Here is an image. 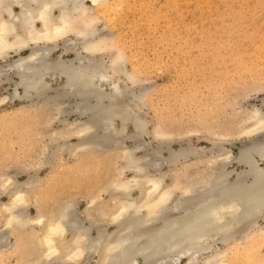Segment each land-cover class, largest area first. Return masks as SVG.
<instances>
[{
	"label": "bare ground",
	"instance_id": "1",
	"mask_svg": "<svg viewBox=\"0 0 264 264\" xmlns=\"http://www.w3.org/2000/svg\"><path fill=\"white\" fill-rule=\"evenodd\" d=\"M116 5L109 0H0V60L10 53L17 55L4 64L6 69L0 66V75L12 71L17 76L10 97L27 101L28 107L16 108L14 114L34 124L28 133L17 134L18 147L15 155L11 154L14 158L20 155L17 162L23 166L17 171L25 172L27 179L14 181L11 174L0 171V194H7V199L0 201V262L18 252L24 255L18 264H89L94 254L98 256L95 264H136L138 258L142 264H175L180 255L186 257L187 264H199L192 256L209 249L214 236L222 242L230 239L239 223H252L264 210V166L258 163L264 161V113L260 107L254 106L245 114L241 111L215 125L211 132L214 138L209 141L216 151L209 149L208 155L195 148L168 152L165 159L173 165L187 161L189 154H198L195 161L189 162L201 164L197 174L174 168L166 182L165 172L155 173L159 147L152 150V155L146 150L150 156L146 152L134 156L140 148L139 135L147 132L146 121L135 109L126 107V100L132 99V107L138 108L145 91L127 94L128 87L116 82L121 75L134 79L123 65L120 49L107 66L94 57L114 46L106 35L98 34L94 14L100 9L103 13L110 11ZM22 50L27 53L21 54ZM60 80L62 83L56 87L49 83ZM103 83H112L111 90L102 89ZM261 101L264 104V99ZM71 114L83 119L68 120L66 116ZM117 119L120 128H116ZM54 121L58 127L44 133L34 127ZM127 121L135 129L127 135L137 141L135 148L115 142V147L109 148V143L117 139L111 134L124 132ZM151 133L159 145L184 134L165 131L160 122L154 124ZM242 136L249 142L238 148L232 159L221 141ZM46 138L58 143L50 148ZM72 138L77 140L70 142ZM79 151L84 155L70 167L78 172L71 182L73 186H83L85 181L90 187L83 222L74 216L71 201L47 196L40 185L43 180L36 176L50 160L49 167L56 170L60 165L57 157L64 152L78 156ZM232 160L245 169H227ZM72 171L68 170L64 178L72 180ZM127 171L131 172L127 175ZM231 172L233 177H229ZM90 175L94 181L88 178ZM101 177H106L104 182ZM101 191L107 196L94 206ZM132 191L137 195L133 196ZM30 207L34 209L32 214ZM110 225L113 229L107 231ZM93 228L95 235L91 234ZM8 231L14 233L15 240L3 244ZM261 236L264 241V234ZM250 245L243 250L228 245L201 264H227L229 260L231 264H264L259 250Z\"/></svg>",
	"mask_w": 264,
	"mask_h": 264
},
{
	"label": "rangeland",
	"instance_id": "2",
	"mask_svg": "<svg viewBox=\"0 0 264 264\" xmlns=\"http://www.w3.org/2000/svg\"><path fill=\"white\" fill-rule=\"evenodd\" d=\"M109 1L118 5L104 13L100 9L94 16L98 34L106 35L114 46H110V49L103 53H96L94 57L102 59L103 64L107 66L110 57L115 55L116 49L122 51L123 65L126 71L132 77L134 76V79L127 80L121 75L122 77H119L122 79L116 82H119L120 85L124 83L128 87L126 93L131 92V95L142 89L145 91L144 97L138 105L139 109L132 107L133 103L131 104L132 99L130 100V98V102L126 100L128 103H126V107L130 110L135 109L139 117L145 119L148 133L142 132V135H139L138 143L133 141L129 136L134 133L135 129L130 123L131 121H127L124 132L111 134L112 138L116 139L117 137V142L112 141L108 147H115L113 143L115 142V145L118 146L126 145L128 148H135L137 143L140 148L135 150L134 156L147 153V151L151 154L152 150L159 147V155H156L158 158H156V162L159 160L156 164L158 171L155 173L165 172L163 181L166 182L170 181L174 168L179 172L187 169L185 171L191 174L201 172L199 162L189 163L195 161L196 157H199L198 154H195L196 157L189 154L186 157L187 161L180 160L181 162L178 161L173 165L166 161L168 152L183 148H195L200 154L208 155L210 150L211 152L216 151L213 147L211 149L212 145L209 141L214 138L211 132L215 125L224 123L225 120L236 116L235 114H239L241 111H244L245 114L254 106L260 107V111L264 113V104L261 101L264 99V0ZM20 53L24 55L27 50H22ZM15 57H17L15 53H10L4 60H0V66L6 69L4 64ZM65 57L67 56L65 55ZM17 81L18 78L12 74V71H8L6 75L4 73L0 75V99L7 95L4 100H0V171L11 174L14 181H23L28 176L23 171H17V167L23 165L17 162L20 155L18 158L13 156L15 155L14 150L18 147L15 140L18 141L19 133L24 134L33 130L34 124L31 126L27 123L26 118L23 116H19V118L14 114L16 108L28 107L27 101L10 97L14 92L12 88ZM49 83L56 87L62 81H49ZM101 86L102 89L110 91L112 83H103ZM3 113L5 114L3 115ZM62 116V118L65 117ZM66 118L68 120L83 119V117L78 118L77 114H71ZM16 121L19 123L17 124ZM157 122H160V127L165 131L184 134L181 135L182 137L175 135L170 138V142L165 143L166 145H159V140L155 139L151 133ZM115 125L116 128H120L118 119L115 121ZM25 126L27 128H23ZM241 126H244V123ZM34 127L37 132L44 133L52 128H57L58 124L54 121L51 124H40ZM196 128H201V130L190 133V129ZM245 137H237L238 139L226 137L227 140L222 138L225 141H221V144L226 149L228 148L230 155L234 157L232 159H235L238 148L249 142V138ZM45 140L49 141L48 138ZM76 140L72 138L69 141L75 142ZM56 143L58 142L52 141L51 143L49 141L48 144H51L50 148H53ZM50 148L49 150H51ZM199 148L203 150L200 151ZM9 152L10 154H8ZM49 155H51V151H49ZM81 155H84V152L79 151L78 156L64 152L63 155L56 158L60 163L56 170L49 167L50 160V163L42 164L43 166L39 168L36 175L44 181L40 182V185H43L47 196L57 197L60 200L63 198L65 201H71L72 206L75 205L71 207L73 214H76L74 216L78 215L76 218H79V221H82L85 215L83 210H85L89 198L90 187L85 181L83 186L74 187L75 185L71 182L78 172L70 166H73L77 157ZM253 156L256 158L254 154ZM118 161L121 162L120 159ZM232 161L227 169L233 168L236 171L245 169L244 165ZM119 163L117 162V164ZM258 163H260L259 166H264V161L261 160ZM68 170H74L71 173L72 180L63 176ZM130 172L125 173L128 175ZM29 174H33V171L29 170ZM85 175L84 173L82 176ZM233 176L234 173L231 172L229 177ZM93 177L90 175L88 178L92 179ZM101 178V182H104L106 177ZM92 180L94 181V179ZM132 195L136 196L137 191H132ZM106 196V192L101 191L99 196L95 197L93 205L99 206V201ZM6 199L7 194H0V201ZM29 210L31 214L34 212L33 207H30ZM237 226L238 228H235L231 238L224 242L217 236H214L215 239L210 238L209 240H215V242L211 240V242L213 241L212 247L210 245L209 249L204 252L193 255L192 260L201 264L210 254L225 249L228 245L243 250L248 248L249 244L259 250L264 260V241L260 240L261 235L264 234V210L252 223L242 222ZM106 229L111 231L113 226L110 225ZM91 234H96L94 228L91 230ZM14 240V233L11 234L8 231L2 243H10ZM23 256L15 252V254L6 256L0 264L22 263L20 260H24ZM97 258V254H94L88 259L89 264H95ZM174 262L175 264H187L186 257L181 255ZM228 263L232 262L229 260ZM136 264H142L140 258L137 259Z\"/></svg>",
	"mask_w": 264,
	"mask_h": 264
}]
</instances>
